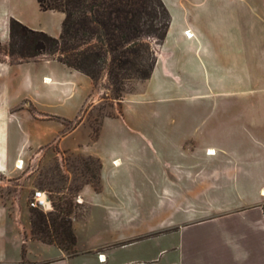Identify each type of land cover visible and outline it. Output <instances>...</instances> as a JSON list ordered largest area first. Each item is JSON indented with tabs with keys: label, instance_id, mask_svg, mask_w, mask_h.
<instances>
[{
	"label": "crops",
	"instance_id": "crops-1",
	"mask_svg": "<svg viewBox=\"0 0 264 264\" xmlns=\"http://www.w3.org/2000/svg\"><path fill=\"white\" fill-rule=\"evenodd\" d=\"M162 1L170 22L138 87L143 126L131 131L140 142L80 145V130L90 134L85 116L61 137L62 149L99 161L98 185L79 191L88 211L72 216L74 253L34 238L21 201L31 154L55 139L39 129L52 119L29 106L45 117H81L93 80L56 59H0V264H264V0ZM9 2L30 9L8 12ZM39 12L55 25L38 22ZM64 17L38 0H0V44L10 42L11 18L59 37ZM38 62L43 71L33 74ZM101 136L102 128L92 144ZM139 178L147 192L136 188ZM100 217L112 229L96 232Z\"/></svg>",
	"mask_w": 264,
	"mask_h": 264
},
{
	"label": "trees",
	"instance_id": "trees-1",
	"mask_svg": "<svg viewBox=\"0 0 264 264\" xmlns=\"http://www.w3.org/2000/svg\"><path fill=\"white\" fill-rule=\"evenodd\" d=\"M38 2L42 10H58L65 14L62 32L59 37H54L11 18L9 52L11 56L19 55V62H23L26 56L47 54L93 80L106 72L117 96H120L125 81L131 79L132 69L139 72L141 79L150 77L155 57L149 69H142L143 63L138 57L140 49L150 51V45L145 46L143 34L156 32L159 43L166 36L170 15L162 0ZM29 44L31 51L27 52L25 48ZM52 203V211L32 208V236L74 253L76 234L72 224V207L58 204L57 211L53 200Z\"/></svg>",
	"mask_w": 264,
	"mask_h": 264
},
{
	"label": "rangeland",
	"instance_id": "rangeland-1",
	"mask_svg": "<svg viewBox=\"0 0 264 264\" xmlns=\"http://www.w3.org/2000/svg\"><path fill=\"white\" fill-rule=\"evenodd\" d=\"M7 7L8 12H23L30 9L28 6L15 4V2H9ZM39 13L41 14L37 18L38 22H41V24H48L49 26L55 25V18L46 16V14H42V12ZM142 37L145 38V46L148 44L150 45V51L140 49V56L138 59L143 63L142 69H149L154 57L156 59V50L159 41L157 40V34L154 31L148 33L146 32ZM15 39L16 41H19V38L16 37ZM25 51H31L30 44L25 48ZM0 59H8L11 62L16 63L19 62L20 56L17 54L14 56L10 55L9 44L7 46L0 45ZM44 59H52V56L47 54H40L35 57L26 56L23 62ZM36 64L37 66L31 69L33 74L43 71L40 67L41 63L38 62ZM138 76L139 72L132 69L131 79L125 81L122 86L120 96L115 94L114 88L108 81L106 72L97 76L96 80L91 78L94 83V90L91 94V97H93L91 98L92 102L88 103V106L82 113L81 117H77L69 121L53 117H45L44 115L37 113L34 106H29L30 110L40 119H52L41 121L39 129L41 133H50L51 138L55 137V141H50V144L53 143L52 146L46 148L49 143L41 145L38 152L32 153L31 156L34 161H31L32 159L30 156L29 159L32 163L30 162V164L26 165V168H24L25 172L33 170V172L26 177L28 184L24 189L23 198L21 199L24 208L30 215V219L33 209L29 207V199L35 190L46 191L50 199L53 200L56 205L57 211H59L58 204H61L65 207H72V216L82 217L86 215L88 211L87 203L78 202L77 198L79 196V191L84 184L90 182L94 186L98 185L99 161L96 158L87 156L83 153L70 151L69 148L62 149L59 146L61 137L66 136L69 132L76 128L85 116L87 117L85 130H88L90 134L88 135L84 129L80 130L77 136L80 139L85 140L82 143H79L80 145L88 144L101 148V146H112L123 142L129 144L133 142H140L133 141L135 139V133L131 131L132 129H140L143 126L142 122L141 125L137 122L139 112L138 108L140 107L139 104H137V100L142 99V93L138 87L145 79H141ZM44 80L46 82V79ZM46 83H52V79L50 82ZM137 89L139 90L138 92H136ZM137 94H140V96ZM129 96L131 97L126 99L124 103L123 100ZM59 106L60 105H54L52 107L54 110H62ZM120 113L126 116L127 121H123L122 123L117 119L111 120L112 116L119 115ZM105 118L109 120H107L103 126L102 120ZM100 128H102V136L98 140L97 144L93 145L92 143L97 137ZM75 138V136H70L67 141L72 142ZM114 164L115 166H118L116 162H114ZM126 174H120L122 179V181H120L122 189H126L127 187L126 180L128 177ZM137 184L139 186L136 187L138 191L141 189V191L147 192L146 185L144 186L142 179L138 180ZM133 187L134 186L131 183V193L134 192ZM70 201L72 203H70ZM17 202H20V200ZM149 202H152V208L156 207L155 200H150ZM196 203H199L201 207L206 204L205 201H198ZM185 206L188 205L185 203L184 207ZM151 211H154V209ZM146 213L149 214V210H147ZM149 216H154V212L149 214ZM137 221L139 220L137 219ZM93 229L96 232L102 233L107 232L112 228L108 226L102 217H100L99 219L94 220Z\"/></svg>",
	"mask_w": 264,
	"mask_h": 264
},
{
	"label": "built area",
	"instance_id": "built-area-1",
	"mask_svg": "<svg viewBox=\"0 0 264 264\" xmlns=\"http://www.w3.org/2000/svg\"><path fill=\"white\" fill-rule=\"evenodd\" d=\"M22 165H23V161H22L21 165L17 164L16 166L22 167ZM77 200H78V202H83L81 196H78ZM29 207L35 208V209H40V210H43L46 212L52 211L54 209L52 200L50 199L49 195L44 190H35L32 193V195L29 199ZM99 259L101 261H104L105 260L104 255L101 254L99 256Z\"/></svg>",
	"mask_w": 264,
	"mask_h": 264
},
{
	"label": "bare ground",
	"instance_id": "bare-ground-1",
	"mask_svg": "<svg viewBox=\"0 0 264 264\" xmlns=\"http://www.w3.org/2000/svg\"><path fill=\"white\" fill-rule=\"evenodd\" d=\"M45 79H46V82H50L51 80L49 77H45ZM210 152H213V151L210 150ZM21 163H22L21 160L17 162L18 165H21Z\"/></svg>",
	"mask_w": 264,
	"mask_h": 264
}]
</instances>
